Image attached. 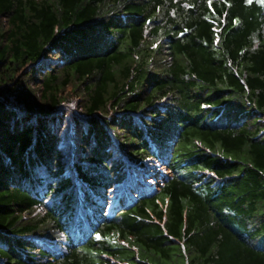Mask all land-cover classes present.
Masks as SVG:
<instances>
[{"label":"trees","instance_id":"16d2710c","mask_svg":"<svg viewBox=\"0 0 264 264\" xmlns=\"http://www.w3.org/2000/svg\"><path fill=\"white\" fill-rule=\"evenodd\" d=\"M0 264H264V3L0 0Z\"/></svg>","mask_w":264,"mask_h":264},{"label":"snow or ice","instance_id":"6c2138e0","mask_svg":"<svg viewBox=\"0 0 264 264\" xmlns=\"http://www.w3.org/2000/svg\"><path fill=\"white\" fill-rule=\"evenodd\" d=\"M248 3H252L253 0H247ZM259 2L264 3V0H259ZM209 5H211V0H209Z\"/></svg>","mask_w":264,"mask_h":264}]
</instances>
